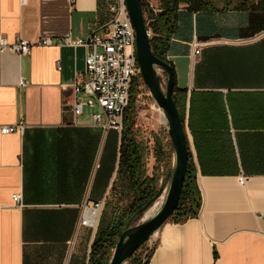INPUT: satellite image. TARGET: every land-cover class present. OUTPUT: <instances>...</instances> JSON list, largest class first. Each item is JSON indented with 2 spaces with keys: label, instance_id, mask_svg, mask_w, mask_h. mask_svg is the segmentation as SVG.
<instances>
[{
  "label": "crops",
  "instance_id": "0c3cea01",
  "mask_svg": "<svg viewBox=\"0 0 264 264\" xmlns=\"http://www.w3.org/2000/svg\"><path fill=\"white\" fill-rule=\"evenodd\" d=\"M112 3L0 0V35L34 45L0 52V127L25 125L0 133V264H89L82 208L107 198L121 133L74 120L87 50L65 42L102 32ZM167 61L202 206L158 232L149 264H264V13L183 11Z\"/></svg>",
  "mask_w": 264,
  "mask_h": 264
},
{
  "label": "trees",
  "instance_id": "16d2710c",
  "mask_svg": "<svg viewBox=\"0 0 264 264\" xmlns=\"http://www.w3.org/2000/svg\"><path fill=\"white\" fill-rule=\"evenodd\" d=\"M157 2V8L153 9L148 2L142 0V7L147 28L152 36V51L157 58L167 63H169L167 54L170 42L178 29L183 11L188 13L227 11L264 13V0H157ZM138 80L142 82L140 74L133 81L129 105L123 116L116 176L106 198L105 208L92 245L89 264H110L122 233L141 221L161 198L171 179V173L167 172L161 181L156 168L152 175L148 173L149 148L144 141L139 140L136 130ZM176 91L175 87L174 93ZM180 117L184 123L181 114ZM170 152L173 153V150ZM165 157L169 158L164 146L157 140L155 147L157 163ZM201 206L202 195L197 186V175L194 173L191 157L182 196L170 223L183 224L190 219L197 218ZM155 248L156 245L152 248L144 245L128 260V264H149Z\"/></svg>",
  "mask_w": 264,
  "mask_h": 264
},
{
  "label": "built area",
  "instance_id": "2783aa9c",
  "mask_svg": "<svg viewBox=\"0 0 264 264\" xmlns=\"http://www.w3.org/2000/svg\"><path fill=\"white\" fill-rule=\"evenodd\" d=\"M148 3L153 8L152 3ZM109 10L111 21L102 32L94 33L87 40L66 39L65 44L87 50L83 78L72 87L70 111L74 120L88 112L94 126L107 132L114 130L121 133L131 87L140 70L136 59V34L126 0H113ZM40 45L49 46L52 42L46 39ZM33 46L23 39L10 43L0 35L1 53L10 52L21 57L30 54ZM193 48L195 55L199 56L201 46L194 43ZM24 130L22 119L15 125L0 127L2 135L23 133ZM246 180V177L240 176L241 184H245ZM14 200L20 204L21 195H15ZM105 204L106 199L84 205L79 225L97 230Z\"/></svg>",
  "mask_w": 264,
  "mask_h": 264
},
{
  "label": "water",
  "instance_id": "95a60500",
  "mask_svg": "<svg viewBox=\"0 0 264 264\" xmlns=\"http://www.w3.org/2000/svg\"><path fill=\"white\" fill-rule=\"evenodd\" d=\"M126 6L136 34V59L140 75L155 103L166 117L175 165L162 207L150 219L122 233L110 264H128V260L170 222L182 196L191 158L185 125L174 99V69L169 63L157 58L152 51L151 32L146 25L142 0H126ZM158 71L166 76L165 90Z\"/></svg>",
  "mask_w": 264,
  "mask_h": 264
},
{
  "label": "rangeland",
  "instance_id": "374dc122",
  "mask_svg": "<svg viewBox=\"0 0 264 264\" xmlns=\"http://www.w3.org/2000/svg\"><path fill=\"white\" fill-rule=\"evenodd\" d=\"M145 1L152 2L153 0ZM158 74L161 77L162 86L165 90L166 76L161 71H158ZM137 85L139 91V95L137 98L138 102L136 106V130L138 133V138L139 140L144 141V143L147 144L149 148V155L147 159V170L149 175H152L154 172V168H156V170L158 169L157 174L160 175V179L162 181L167 172H170L172 176V172L174 170L175 165L174 151L173 153L170 152L171 150H173V147L168 133V124L164 113L159 109L158 105L155 103L149 89L145 86L143 81L141 82L138 80ZM157 140L164 146V150L169 156V158L165 157V159L158 163L155 158V147ZM170 181L171 179L169 180L163 195L157 202H159L162 198H164L165 200ZM144 220L145 215L139 223L143 222ZM157 234L152 237V239L146 244L148 248H152L155 245Z\"/></svg>",
  "mask_w": 264,
  "mask_h": 264
},
{
  "label": "bare ground",
  "instance_id": "6f19581e",
  "mask_svg": "<svg viewBox=\"0 0 264 264\" xmlns=\"http://www.w3.org/2000/svg\"><path fill=\"white\" fill-rule=\"evenodd\" d=\"M164 203V198H162L159 202L155 204L146 214H145V220L150 219L153 217L162 207Z\"/></svg>",
  "mask_w": 264,
  "mask_h": 264
}]
</instances>
